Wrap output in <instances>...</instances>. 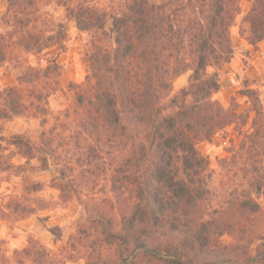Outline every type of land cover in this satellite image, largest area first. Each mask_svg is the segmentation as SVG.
Returning <instances> with one entry per match:
<instances>
[{"label": "clouds", "instance_id": "obj_1", "mask_svg": "<svg viewBox=\"0 0 264 264\" xmlns=\"http://www.w3.org/2000/svg\"><path fill=\"white\" fill-rule=\"evenodd\" d=\"M0 264H264V0H0Z\"/></svg>", "mask_w": 264, "mask_h": 264}]
</instances>
